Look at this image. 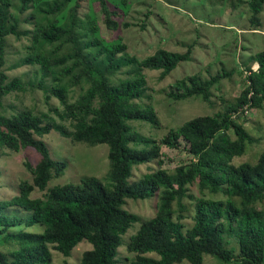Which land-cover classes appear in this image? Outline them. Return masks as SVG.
Here are the masks:
<instances>
[{
  "label": "trees",
  "instance_id": "16d2710c",
  "mask_svg": "<svg viewBox=\"0 0 264 264\" xmlns=\"http://www.w3.org/2000/svg\"><path fill=\"white\" fill-rule=\"evenodd\" d=\"M114 3L0 0V150L30 148L38 155L34 165L23 163L30 181L19 182L16 195L0 202V208H19L28 213L24 226L41 227L39 234H9L15 242L9 251H0V264H52L50 251L67 264L79 242L91 248L77 264H117L121 244L133 255L128 264H202L203 255L221 263L264 264V210L258 207L264 203V152L255 164L233 163L254 142L245 128L247 115L264 109V51L243 64V88L234 101H222L221 111L188 119L159 139L143 136L128 123L156 129L159 121L153 106L145 103L150 95L141 72L158 71L161 80L189 59L190 48L181 54L158 49L141 59L129 56L120 40L129 26L122 21L126 4ZM247 4L254 31L264 0ZM87 5L96 7L97 19L83 14ZM10 37L25 43L14 49L18 57L8 66ZM17 67L27 70L20 76L6 74ZM232 74L187 75L170 85L165 96L209 104L211 90ZM38 91L44 112L11 106L6 114L7 97ZM50 131L70 143L105 145L106 186L83 177L77 185L49 187L65 168L50 158L39 139ZM166 150L186 159L167 169ZM149 163L156 168L130 179L134 166ZM33 190L41 196L30 198ZM150 198H155L154 213L147 219L123 209L126 200ZM21 223L0 215V233ZM133 224L134 232L122 239Z\"/></svg>",
  "mask_w": 264,
  "mask_h": 264
},
{
  "label": "rangeland",
  "instance_id": "374dc122",
  "mask_svg": "<svg viewBox=\"0 0 264 264\" xmlns=\"http://www.w3.org/2000/svg\"><path fill=\"white\" fill-rule=\"evenodd\" d=\"M51 1V0H42ZM120 1V0H110ZM126 4V13L122 18L128 27L120 33L121 42L127 46V54L137 59L152 55L156 50L163 49L171 53H184L190 48L189 59L180 62L163 79H159L158 71L144 69L141 73L147 78L146 85L149 101L159 121L158 128L140 122H130L132 129L137 133L159 139L169 129H174L188 119L197 116L212 115L221 111L224 102H232L237 98L243 88L245 76L240 75L243 64L247 59L264 51V4L259 15V28L253 31L250 19L251 10L248 0H123ZM114 3V4H115ZM88 6V5H87ZM87 13L98 16L96 7H87ZM147 15V18L144 15ZM82 23V22H81ZM99 21H97V24ZM113 37V36H112ZM23 39H8L7 65L17 59L14 49H19L24 44ZM253 70L257 64L251 66ZM26 67L10 69L6 74L9 77L20 76ZM231 71L230 77L221 79L217 87L211 90L210 103H204L199 99L190 98L182 101H172L165 96V92L176 80L187 75L198 74L205 78L218 71ZM119 74V73H117ZM6 114L10 107L14 109H30L34 112H44L40 92L32 95H11L6 98ZM53 106L57 105L51 99ZM248 122L245 128L253 137L254 142L247 146L243 155L235 157L233 163L255 164L261 153L264 152V109H254L249 112ZM48 150L50 158L54 161L64 162L65 168L60 176L53 178L48 186L61 184L77 185L83 177L98 179L104 186L108 171L106 158V146H87L83 143H70L56 132L49 133L39 138ZM168 158L163 164L167 169H172L183 162L186 157L172 150H166ZM38 155L30 148L19 152L0 150V202L7 201L16 195L17 185L21 181H30V174L24 168L23 163L34 165ZM155 163L143 164L132 168L131 180L139 178L144 173L155 169ZM41 193L33 190L30 198L40 197ZM155 198L143 201L126 200L123 209L136 214L141 219H147L154 213ZM264 210V203L258 205ZM0 215L9 219L22 221L7 231L0 233V251L11 249V242H15L12 236L17 232L39 234L41 227L37 224L24 226L23 221L28 218V213L12 206L1 207ZM137 225L133 224L124 234L122 239L134 232ZM91 246L86 242H79L66 259L67 264H77L83 251ZM51 263L60 264L64 259L60 254L50 251ZM124 245L116 250L117 264H128L132 259ZM178 264H188L181 261ZM202 264H234L221 263L208 255L202 256Z\"/></svg>",
  "mask_w": 264,
  "mask_h": 264
},
{
  "label": "built area",
  "instance_id": "2783aa9c",
  "mask_svg": "<svg viewBox=\"0 0 264 264\" xmlns=\"http://www.w3.org/2000/svg\"><path fill=\"white\" fill-rule=\"evenodd\" d=\"M256 69H257V68H256ZM256 69H255V70H256ZM247 113H248V112H247Z\"/></svg>",
  "mask_w": 264,
  "mask_h": 264
}]
</instances>
